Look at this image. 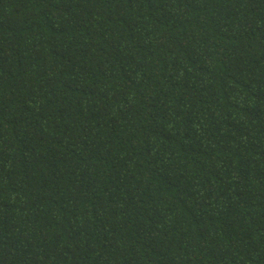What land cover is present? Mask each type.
Here are the masks:
<instances>
[{"label":"trees","instance_id":"trees-1","mask_svg":"<svg viewBox=\"0 0 264 264\" xmlns=\"http://www.w3.org/2000/svg\"><path fill=\"white\" fill-rule=\"evenodd\" d=\"M0 264H264V0H0Z\"/></svg>","mask_w":264,"mask_h":264}]
</instances>
